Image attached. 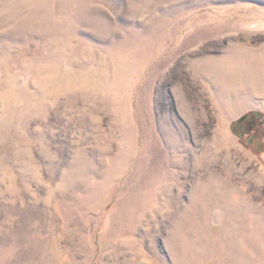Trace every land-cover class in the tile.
<instances>
[{
  "label": "rangeland",
  "instance_id": "rangeland-1",
  "mask_svg": "<svg viewBox=\"0 0 264 264\" xmlns=\"http://www.w3.org/2000/svg\"><path fill=\"white\" fill-rule=\"evenodd\" d=\"M0 264H264V0H0Z\"/></svg>",
  "mask_w": 264,
  "mask_h": 264
},
{
  "label": "flooded vegetation",
  "instance_id": "flooded-vegetation-1",
  "mask_svg": "<svg viewBox=\"0 0 264 264\" xmlns=\"http://www.w3.org/2000/svg\"><path fill=\"white\" fill-rule=\"evenodd\" d=\"M250 117V114H245L240 120H238L237 122H235V124H233V129L236 130V129H241V134H245V131H246V122L248 121ZM253 139V138H251Z\"/></svg>",
  "mask_w": 264,
  "mask_h": 264
},
{
  "label": "bare ground",
  "instance_id": "bare-ground-1",
  "mask_svg": "<svg viewBox=\"0 0 264 264\" xmlns=\"http://www.w3.org/2000/svg\"><path fill=\"white\" fill-rule=\"evenodd\" d=\"M14 12V11H13Z\"/></svg>",
  "mask_w": 264,
  "mask_h": 264
}]
</instances>
